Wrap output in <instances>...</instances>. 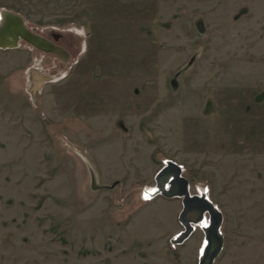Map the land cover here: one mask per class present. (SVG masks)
<instances>
[{
	"label": "rangeland",
	"instance_id": "rangeland-1",
	"mask_svg": "<svg viewBox=\"0 0 264 264\" xmlns=\"http://www.w3.org/2000/svg\"><path fill=\"white\" fill-rule=\"evenodd\" d=\"M132 1L0 0L70 53L0 49V264H198L166 160L223 214L214 264H264V0Z\"/></svg>",
	"mask_w": 264,
	"mask_h": 264
},
{
	"label": "water",
	"instance_id": "water-1",
	"mask_svg": "<svg viewBox=\"0 0 264 264\" xmlns=\"http://www.w3.org/2000/svg\"><path fill=\"white\" fill-rule=\"evenodd\" d=\"M0 22V49H16L19 42L24 40L34 48L45 53H52L63 60H68V53L61 47L54 45L38 35L32 33L24 24V19L17 13L3 11ZM29 74L34 76L30 88L32 98L36 92L41 91L46 82L50 80L49 76L37 68L29 69ZM95 177L92 174V179ZM155 191L149 193L151 197L161 195L168 199H181L182 210L179 214V222L183 230L172 240V244L184 243L195 231L196 227L206 222L202 226L204 232V246L199 256L198 264H214L224 248V236L221 232L223 224V214L219 208L210 200L206 193L192 194L190 183L183 176L182 166L172 160H167L164 166L155 176ZM118 182H114L113 186ZM91 188L95 191L97 187L92 180Z\"/></svg>",
	"mask_w": 264,
	"mask_h": 264
},
{
	"label": "flooded vegetation",
	"instance_id": "flooded-vegetation-1",
	"mask_svg": "<svg viewBox=\"0 0 264 264\" xmlns=\"http://www.w3.org/2000/svg\"><path fill=\"white\" fill-rule=\"evenodd\" d=\"M133 2V4L135 5V7L137 8V1H135V0H133L132 1ZM3 11H5V10H2L1 12H0V22H1V20H2V16H1V13L3 12ZM10 12H12V13H16V12H13V11H10ZM58 17H60V16H58ZM58 17H55V18H53V17H50L49 19L48 18H45L44 17V19L45 20H52V19H56V18H58ZM24 19V18H23ZM24 24H25V26L32 32V33H34L35 35H38L39 37H41V38H43V39H45V40H47V41H50L51 43H53L54 45H56V46H59V47H61V48H63L67 53H68V60L67 61H65V60H63L61 57H59V56H57V55H55V54H52V53H45V52H43V51H41V50H38V49H36V48H34L32 45H30V44H28L27 42H25L24 40H21L20 42H19V45L21 44V43H24V44H26V45H29L30 47H32L34 50H38L40 53H42V54H44V55H49L50 56V54L52 55V56H55V57H57L60 61H62L63 63H67L68 61H69V58H70V53H69V51L66 49V47H64L62 44H60V40H62L64 37L61 35V34H59V33H53V32H49L50 34H48V32H47V34H43L41 31H39L38 29H36L35 27H30V26H27V23L25 22V20H24ZM62 63V64H63ZM42 72V71H41ZM42 73H44V72H42ZM44 75V74H43ZM34 76H31V79L33 78ZM50 78V77H49ZM47 83V82H46ZM45 83V84H46ZM31 85H32V83H31ZM119 120H118V123H117V125L119 126ZM45 124H48L47 123V121L45 120ZM91 184H92V179H91ZM96 186V185H95ZM97 187V189H98V187L99 186H96ZM158 196V195H157ZM156 196V197H157ZM156 197H154V198H156ZM161 197H163V196H161Z\"/></svg>",
	"mask_w": 264,
	"mask_h": 264
},
{
	"label": "bare ground",
	"instance_id": "bare-ground-1",
	"mask_svg": "<svg viewBox=\"0 0 264 264\" xmlns=\"http://www.w3.org/2000/svg\"><path fill=\"white\" fill-rule=\"evenodd\" d=\"M154 189H155V187L152 188V189H150V190L148 191V193H152ZM148 193H147V194H148ZM148 196H149L150 198H152L149 194H148ZM154 197H155V196H154ZM150 198H149V199H150ZM206 222H207V220H206L205 222H202V224H200V225L197 226V227H201V228H202V226L205 225ZM207 223H208V222H207Z\"/></svg>",
	"mask_w": 264,
	"mask_h": 264
},
{
	"label": "trees",
	"instance_id": "trees-1",
	"mask_svg": "<svg viewBox=\"0 0 264 264\" xmlns=\"http://www.w3.org/2000/svg\"><path fill=\"white\" fill-rule=\"evenodd\" d=\"M153 157H154L155 159H158V156H157V154H156V155H154Z\"/></svg>",
	"mask_w": 264,
	"mask_h": 264
},
{
	"label": "snow or ice",
	"instance_id": "snow-or-ice-1",
	"mask_svg": "<svg viewBox=\"0 0 264 264\" xmlns=\"http://www.w3.org/2000/svg\"><path fill=\"white\" fill-rule=\"evenodd\" d=\"M153 191H155V190H153ZM145 198H148V197H145Z\"/></svg>",
	"mask_w": 264,
	"mask_h": 264
},
{
	"label": "crops",
	"instance_id": "crops-1",
	"mask_svg": "<svg viewBox=\"0 0 264 264\" xmlns=\"http://www.w3.org/2000/svg\"><path fill=\"white\" fill-rule=\"evenodd\" d=\"M29 73V72H28ZM31 77V75H29Z\"/></svg>",
	"mask_w": 264,
	"mask_h": 264
}]
</instances>
